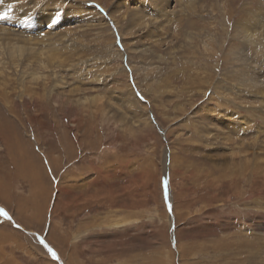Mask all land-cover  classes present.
<instances>
[{"label":"rangeland","instance_id":"rangeland-1","mask_svg":"<svg viewBox=\"0 0 264 264\" xmlns=\"http://www.w3.org/2000/svg\"><path fill=\"white\" fill-rule=\"evenodd\" d=\"M7 1L0 264H264V0Z\"/></svg>","mask_w":264,"mask_h":264},{"label":"bare ground","instance_id":"bare-ground-1","mask_svg":"<svg viewBox=\"0 0 264 264\" xmlns=\"http://www.w3.org/2000/svg\"><path fill=\"white\" fill-rule=\"evenodd\" d=\"M6 2H8L7 0H5L4 1V3H6ZM10 2L11 3H13V1L12 0H10ZM3 3V6L1 5L0 6V9H3V11L5 10V11H7V13H8V15H9V17L10 18H7L6 20H1L0 21V28L1 29H8L7 28V26H6V24H10V20L11 21H13V22H15L14 24H19V23H21V24H24L25 23V21L26 22H28L30 19H29V15H30V13L31 12H24V13H20V15L22 16V18L20 17V16H18V13H17V11H19V7H15V6H13V4H10L11 5V7H10V5H9V9H6V7H5V4ZM83 9V13H85V12H88V13H90V14H92V9H91V7H89L88 6V8H85V7H83L82 8ZM81 8H74V7H72L71 8V10H69L68 12L69 13H72V15H74V16H76L77 14H79L80 13V11L82 10ZM45 10V9H44ZM100 10V9H99ZM40 12L42 13H40L41 14V17H43V16H45V13H43V10L41 9L40 10ZM78 12V13H77ZM169 11H167V10H160L159 11V13H160V16H159V18H161L163 21H165L166 19H168V17L170 16V13H168ZM66 14V13H65ZM48 15H49V17H50V15H51V17H53V14H51L50 12L48 13ZM73 16V17H74ZM67 17V16H66ZM258 17V16H257ZM134 18H136V17H134ZM24 19H25V21H24ZM29 19V20H28ZM43 19H45V18H43ZM50 22V21H49ZM259 24H260V21L258 22ZM47 25V24H46ZM23 26V25H22ZM21 26V27H22ZM20 27V28H21ZM24 28V27H23ZM29 29V28H28ZM20 31V30H19ZM28 30L25 28L24 30H22V31H20L19 33H22L23 32V34L24 33H26ZM30 32V31H29ZM33 32V31H32ZM18 33V31L16 30L15 32H11V30H6V33H4V32H2L1 34H0V40H2V41H6L7 43L6 44H10L11 43V40H9V37L8 36H10L9 34H12V35H14V37L16 36V37H19V39L21 38L20 36H22V35H20ZM29 34V33H28ZM28 34H27V36H28ZM30 35V34H29ZM32 36V35H31ZM38 36V35H37ZM11 37V36H10ZM46 38H47V36H46ZM39 39V38H38ZM40 40V39H39ZM32 41H33V39H32ZM30 39H25L23 42H21L22 43V46L21 47H16V49L13 47L12 49H11V51L9 50V48H7V52H8V54H10L11 56H13V57H19V56H23V55H25V53L26 52H28V50H27V48L28 47H30L31 46V42H32ZM37 43H38V41L37 40H35ZM42 41V40H41ZM41 44V43H40ZM30 45V46H29ZM15 49V50H14ZM31 53V52H30ZM29 53V54H30ZM47 57H48V59H49V56L47 55ZM55 58V57H54ZM54 58H52V60L54 59ZM32 60V59H31ZM50 60V59H49ZM119 100H121L122 101V99L121 98H119ZM126 102V101H125ZM127 103H125L124 105H126ZM236 126H234V128H235ZM237 128V127H236ZM239 130V129H238ZM31 174V173H30ZM239 186V185H238Z\"/></svg>","mask_w":264,"mask_h":264},{"label":"snow or ice","instance_id":"snow-or-ice-1","mask_svg":"<svg viewBox=\"0 0 264 264\" xmlns=\"http://www.w3.org/2000/svg\"><path fill=\"white\" fill-rule=\"evenodd\" d=\"M96 7H99V6L96 5ZM101 11H103V9H101ZM7 15H8V13L5 12L3 15H0V19H5V17ZM60 16H61L60 10L56 9L55 12H54L53 17L50 18V22H49V24L47 26L48 27H52L53 25H56L58 23V21H59ZM137 95L139 96V93H137ZM140 99L143 100L144 99L143 96H140ZM49 171H51V169H49ZM51 180H52V182H56L54 176L51 177ZM162 183H163V186H164V200L167 203L168 199H169V195H168V180L164 179ZM167 207H168L169 212H171L172 211V205L170 203H167ZM0 216H3L7 220H11L12 219V217L9 215V213L3 208H0ZM16 227L19 228L20 226L17 224ZM39 243L41 245H43L44 249H46L47 253L50 254V256L52 257L53 260H58L59 259V256L57 255L56 251L45 242L44 238H42V237L39 238Z\"/></svg>","mask_w":264,"mask_h":264}]
</instances>
